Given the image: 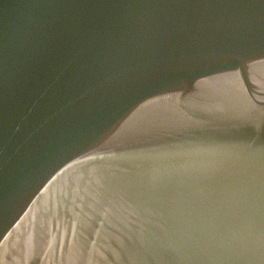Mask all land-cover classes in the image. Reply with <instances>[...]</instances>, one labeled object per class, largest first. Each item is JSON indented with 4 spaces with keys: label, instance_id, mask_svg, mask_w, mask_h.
I'll list each match as a JSON object with an SVG mask.
<instances>
[{
    "label": "water",
    "instance_id": "obj_1",
    "mask_svg": "<svg viewBox=\"0 0 264 264\" xmlns=\"http://www.w3.org/2000/svg\"><path fill=\"white\" fill-rule=\"evenodd\" d=\"M0 264H264V0H0Z\"/></svg>",
    "mask_w": 264,
    "mask_h": 264
}]
</instances>
